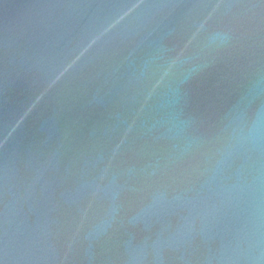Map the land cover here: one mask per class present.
<instances>
[{
  "label": "water",
  "instance_id": "water-1",
  "mask_svg": "<svg viewBox=\"0 0 264 264\" xmlns=\"http://www.w3.org/2000/svg\"><path fill=\"white\" fill-rule=\"evenodd\" d=\"M0 264H264V0H0Z\"/></svg>",
  "mask_w": 264,
  "mask_h": 264
}]
</instances>
